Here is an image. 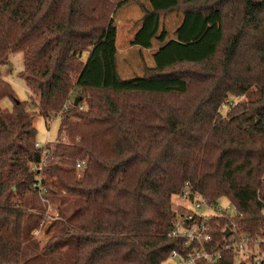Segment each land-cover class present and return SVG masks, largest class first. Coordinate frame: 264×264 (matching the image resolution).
Wrapping results in <instances>:
<instances>
[{"label":"trees","instance_id":"trees-1","mask_svg":"<svg viewBox=\"0 0 264 264\" xmlns=\"http://www.w3.org/2000/svg\"><path fill=\"white\" fill-rule=\"evenodd\" d=\"M132 4L142 23L153 18L150 34L162 12L182 7L200 17L199 29L216 14L219 38L197 60L167 44L165 64L130 79L111 58L118 86L90 84L113 17ZM17 53L32 96L18 101L0 75V101L13 104L0 108V264H162L184 251L169 230L179 213L172 198L187 182L209 204L226 198L236 211L208 221L205 250L220 254L212 264H234L223 250L234 230L264 241V0H177L155 11L140 0H0V65ZM148 82L159 86L140 87ZM34 110L59 119L53 145L35 147ZM41 200L58 204L42 247L31 236Z\"/></svg>","mask_w":264,"mask_h":264},{"label":"rangeland","instance_id":"rangeland-1","mask_svg":"<svg viewBox=\"0 0 264 264\" xmlns=\"http://www.w3.org/2000/svg\"><path fill=\"white\" fill-rule=\"evenodd\" d=\"M145 9L148 11L167 10L176 5L177 0H140ZM183 8L178 7L176 10H169L162 12L155 23V30L150 34L154 25L153 18L142 23L143 13L140 8L135 5L125 6L118 11L113 17V26L109 32V39L105 46L99 48L95 55L99 56L98 61L88 70V82L91 84H98L103 78V83L108 86H118L113 81V68L111 58L115 61V70L120 79H130L136 76H142L144 67H155L157 65L165 64L168 59L164 48L167 44H171L179 59L197 60L207 55L211 50L213 44L219 38L218 16L212 14L205 22L201 29H199L200 17L183 14ZM148 35V40L145 42V37ZM137 43V44H134ZM86 55H83L82 60H85ZM102 65H100V62ZM102 66V67H101ZM23 69L21 53L9 54L2 65H0V75L2 80L10 84L16 99L20 102L30 103L32 96L29 89L26 87L23 80L18 77L19 72ZM165 82L164 84H170ZM180 84V83H179ZM182 84V83H181ZM159 83L148 82L140 85L141 88H157ZM174 88V85L166 86L168 89ZM178 88V87H177ZM77 96V92L71 97L72 100ZM37 102V97L34 98ZM241 97H230V101H242ZM0 108L7 111H12L13 104L11 99L5 98L0 101ZM30 111L33 110L29 106ZM227 105L222 107L224 113ZM33 125L37 131L36 142L44 145H53L57 138V130L59 119H53L47 122L42 116L34 110ZM51 142V143H50ZM46 144V145H47ZM81 170H76L77 177H80ZM43 220L37 229L31 233L32 238L38 242L39 246L48 240L50 234H45L46 225H48L53 218L57 217V213L53 209H57L58 204L46 203ZM172 204L175 210L181 212L185 207L183 202L177 196L172 198ZM186 207L190 209V206ZM61 208H63L61 206ZM233 213L234 207L226 198H220L216 202V209ZM66 210V209H65ZM67 209L69 214L72 209ZM205 211V208H202ZM36 213V211H32ZM64 247H60L59 251L63 252ZM240 262V256L236 258L234 264ZM162 264H177L176 259L168 258Z\"/></svg>","mask_w":264,"mask_h":264},{"label":"built area","instance_id":"built-area-1","mask_svg":"<svg viewBox=\"0 0 264 264\" xmlns=\"http://www.w3.org/2000/svg\"><path fill=\"white\" fill-rule=\"evenodd\" d=\"M49 142H46V145ZM44 145L36 143V148H42ZM39 164L32 166L35 171H40L44 166V153ZM84 162H77L76 170H81L84 167ZM192 195V199L190 198ZM181 199L184 208L181 212H177L171 220V227L169 230V237L183 240V253L173 250L169 257L177 260V264H198L203 262L205 264H212L219 258V251L207 252L205 246L212 241V228L208 221L214 217L233 218L236 214L235 209L233 213L216 209V204H209L197 192L191 191L189 183H185L178 195ZM187 206L191 208L188 209ZM205 208V211L202 210ZM56 213V209H53ZM264 216V209L262 210ZM231 240L224 238L223 250H232L233 260L235 261L240 256L238 264H264V249L263 243L257 236H250L243 233L233 232Z\"/></svg>","mask_w":264,"mask_h":264},{"label":"water","instance_id":"water-1","mask_svg":"<svg viewBox=\"0 0 264 264\" xmlns=\"http://www.w3.org/2000/svg\"><path fill=\"white\" fill-rule=\"evenodd\" d=\"M78 104V98H75L73 101V105L76 106ZM190 198L192 199V195H190ZM230 232L227 230L225 233V236H229Z\"/></svg>","mask_w":264,"mask_h":264}]
</instances>
